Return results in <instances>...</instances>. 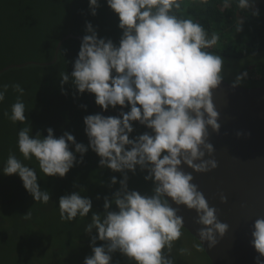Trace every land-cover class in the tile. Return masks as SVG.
Segmentation results:
<instances>
[{"label":"clouds","instance_id":"obj_1","mask_svg":"<svg viewBox=\"0 0 264 264\" xmlns=\"http://www.w3.org/2000/svg\"><path fill=\"white\" fill-rule=\"evenodd\" d=\"M233 3L258 15L252 10L253 0H222L224 9ZM185 4L186 0H106L122 32L118 45L98 38L93 26L86 24L87 34L71 75L62 73L60 86L63 90L71 81L78 94L93 95L102 112L119 107V115L86 116L83 124L87 147L77 143L69 132L57 138L48 128L46 136L40 132L33 136L26 126L17 137L23 160L10 152L0 169L5 176H18L33 201L44 204L50 201V193L39 186L36 169L23 161L35 160L46 177L63 178L74 165L83 163L84 155L91 150L99 158L100 168L122 174L119 189L111 198L104 197L102 213L92 212V200L80 192L58 200L61 222L92 212L84 229L90 236L91 255L83 264H111L116 252L133 264H175L171 251L184 228V218L178 215L180 206L196 214L194 222L200 226L197 250L205 243L209 249L215 247L218 238L228 231L229 226L218 220L216 208L209 206L192 175L217 167L214 159L205 157L214 152L208 142L209 129L219 133L221 127L212 92L224 81V61L208 51L218 45L220 35H209L202 23L180 14ZM88 5L95 16L98 0H88ZM242 24L238 18L236 32L241 31ZM247 76V72H241L230 86L240 87ZM9 87H0V103ZM11 88L18 96L4 116L13 123H23L25 104L20 97L24 90L19 84ZM125 107L127 112L123 111ZM133 122L150 131L130 139ZM241 135L236 133L238 138ZM137 168L147 172L144 180L153 185L150 194L129 190L127 173L135 174ZM116 184L117 178L112 176L109 187ZM23 218L31 219L30 212ZM97 241L103 242L101 246H94ZM250 247L256 253L254 264H264V217L251 225ZM179 253L191 254L183 247Z\"/></svg>","mask_w":264,"mask_h":264},{"label":"trees","instance_id":"obj_2","mask_svg":"<svg viewBox=\"0 0 264 264\" xmlns=\"http://www.w3.org/2000/svg\"><path fill=\"white\" fill-rule=\"evenodd\" d=\"M102 3L106 0H98L96 15L92 16L88 0H0V87L10 86L4 102L0 103V169L10 152L23 160L17 149V137L26 126L31 128L33 136L37 132L46 136L48 128L53 129L57 138L69 132L77 143L87 147L83 119L93 114L118 116L99 112L97 109H101L95 105L93 95L92 107L89 93L78 94L71 81L63 90L60 86L61 74L71 75L82 41L67 37L58 47L60 40L70 34L84 37L85 26L90 23L98 38L110 39L118 45L122 35L118 18ZM182 7L180 14L202 23L209 35L213 32L220 35L218 45L208 51L223 58V75L227 76L226 69L232 75L247 72L245 81L252 82L247 86H264V64L252 61L254 55L264 51V4L253 7L258 12L255 16L239 9L235 3L224 9L222 0H186ZM238 18L243 20L240 32L235 31ZM237 63L240 66H235L233 71L232 66ZM13 84H19L24 90L20 97L25 104L23 123H13L4 116L18 96L11 88ZM112 110L121 111L117 107L106 112ZM133 129L137 136L150 131L136 122ZM98 161L96 154L88 150L83 163L74 165L63 178L46 177L35 160L23 161L36 169L39 186L50 193L47 204L34 202L18 176L0 173V264L2 260L5 264H83L91 255L90 236L84 229L90 223L92 212H103L104 197L111 198L122 179V174L100 168ZM145 175L147 172L139 168L135 174L127 173L129 190L150 194L153 185L144 180ZM112 176H116L117 184L109 187ZM72 192L90 198L92 212L83 218L77 216L71 222H61L58 200ZM28 211L31 219L26 220L23 216ZM182 232L179 240H189L197 249L196 240L184 229ZM102 243L97 241L94 246ZM199 250L203 253L201 247ZM171 257L176 264V255L171 253ZM129 263L132 261L119 252L112 254L111 264ZM207 264H211L208 259Z\"/></svg>","mask_w":264,"mask_h":264},{"label":"water","instance_id":"obj_3","mask_svg":"<svg viewBox=\"0 0 264 264\" xmlns=\"http://www.w3.org/2000/svg\"><path fill=\"white\" fill-rule=\"evenodd\" d=\"M67 37L83 39L70 34L59 41L58 47ZM230 84L223 81L212 92L221 127L219 133L209 129L208 142L214 152L205 158L214 159L217 167L207 173L192 174L193 183L209 206L216 208L218 220L229 227L215 247L209 249L205 243L201 249L211 264H254L251 225L255 219L264 217V86L233 89ZM89 101L93 107L91 94ZM102 113L119 115L120 111ZM237 132L244 135L238 138ZM221 197L225 198L224 203ZM178 215L184 218L183 229L200 243L196 237L200 226L194 222L195 212L180 206Z\"/></svg>","mask_w":264,"mask_h":264},{"label":"rangeland","instance_id":"obj_4","mask_svg":"<svg viewBox=\"0 0 264 264\" xmlns=\"http://www.w3.org/2000/svg\"><path fill=\"white\" fill-rule=\"evenodd\" d=\"M102 4H103V6L108 8L106 3H102ZM257 4H264V0H253V7H255ZM254 56L255 57L252 58V61H254V62L255 61L256 62L261 61V64H264V51H261ZM235 66L238 68L240 66V63H237L236 65L232 66V70L234 69L233 71H236ZM226 74H227V76L224 75V81L231 83V81H233L235 79L236 75H232V73L229 69H226ZM250 83H252V82H250L248 80H247V82L244 81V83H242L241 87H245V88L246 87H254V86H247ZM136 136H137L136 133L133 132L130 134V139L133 137H136ZM182 247L188 248L191 254L190 255H187V254L181 255L179 253V249ZM193 247H194L193 242L190 243L189 240H187L186 242H183L180 240L174 242V247H173L171 253H173L177 257L176 264H207L206 256L200 250L194 249ZM5 263H6V261L2 260L1 264H5ZM129 264H133V262L129 263Z\"/></svg>","mask_w":264,"mask_h":264}]
</instances>
